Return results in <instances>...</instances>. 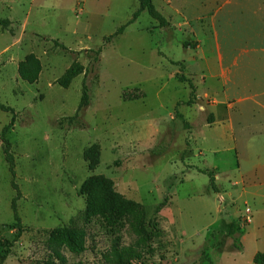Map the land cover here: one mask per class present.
Returning a JSON list of instances; mask_svg holds the SVG:
<instances>
[{
    "label": "rangeland",
    "instance_id": "1",
    "mask_svg": "<svg viewBox=\"0 0 264 264\" xmlns=\"http://www.w3.org/2000/svg\"><path fill=\"white\" fill-rule=\"evenodd\" d=\"M153 2L169 25L145 10L96 61L139 0H0L11 22L0 27V99L16 112L15 179L0 139V240L17 232L13 180L23 226L5 264H256L264 253V0ZM31 54L42 66L35 83L19 74ZM74 61L87 71L63 88L56 81ZM84 81L90 105L80 112ZM136 88L142 97L124 98ZM11 118L0 110V137ZM198 168L214 172L218 192ZM93 175L142 209L113 212L100 200L103 179L83 190ZM237 218L242 250L228 236Z\"/></svg>",
    "mask_w": 264,
    "mask_h": 264
},
{
    "label": "trees",
    "instance_id": "2",
    "mask_svg": "<svg viewBox=\"0 0 264 264\" xmlns=\"http://www.w3.org/2000/svg\"><path fill=\"white\" fill-rule=\"evenodd\" d=\"M140 7L133 13L132 18L125 24L121 25L114 33L110 34L109 36L104 38V45L97 50L94 51L95 53V59L98 60L99 55L101 54L103 47H105L107 44L111 43L116 37L122 35L125 31V29L133 24L141 15L143 11H147L149 15L156 20L161 27H165L169 25V19L157 9L156 5L154 4L153 0H139ZM10 20L8 18H2L0 17V27L2 30H9L10 27ZM56 47H59L65 51H72L69 47H67L65 44L60 42L59 40H52ZM32 61V68L31 70H27L26 64L28 62ZM175 64H179V62H174ZM42 70V66L40 63V60L35 57L33 54H31L26 61H23L19 64V74L21 78L25 81H28L29 83H35L40 75V72ZM87 68L79 61H74L66 70L65 72L57 79L56 83L59 84L63 88H69L73 81L81 74L86 73ZM182 80H186L182 78ZM190 87L192 88L191 95H195V85L193 82H189ZM124 98L127 100H135L139 99L143 96L142 91L139 88H136L133 91H126L124 92ZM188 103H192V100L190 99ZM90 105V94H89V87L87 83L83 82L82 87V96L80 99V103L78 106V111H83L85 108H87ZM0 110L4 112L12 113L11 121L4 126L2 133H1V141H2V149L5 156L6 161L9 163L10 171L15 179V157L12 152V143L9 140L7 134L8 131L14 126L16 121V112L15 109L9 105L4 104L0 99ZM84 158L89 162V169L91 171H94L97 166L100 164V150L98 146H92L85 150L84 152ZM198 170L202 173L208 174L210 177V185L214 189L215 192H218V187L216 185V177L212 170L204 169V168H198ZM95 179H103L104 185L102 187L97 188L99 191L100 200L108 203L110 209H112L113 212L116 213L118 211L119 215L123 216V213H126L127 210L125 206L127 204H131L133 206H137L142 209V204L127 200L122 194L119 192H116L113 189V181L110 178H107L103 175L95 176L93 175L89 180H87L84 183L83 190L89 185V182L91 180ZM12 185L14 189L17 191V196L13 199L12 202V208L14 210V217L16 221V228L17 232L14 235V239L12 241L8 239L0 240V247H3L4 251L0 254V264H5L7 257L11 253V248L14 246L15 241L19 239L23 232V226L21 223V217L18 213V206L17 201L22 197V193L19 189L18 184L13 180ZM98 195L95 193H89L88 192V204H87V214L89 213H96L95 210L97 209V206H95V203L97 202ZM167 200H164L161 202L158 206L156 211L159 212L163 207L166 206ZM143 213L144 209L142 210ZM144 215V214H143ZM80 230L78 226H71L69 228H64L62 231L67 232V237H70V233L68 230ZM59 232V229H56L52 231V238L55 239V236L57 237V234ZM247 227L245 224H243L240 220V218L234 219L230 227L228 229V236L233 240V247L235 249L242 250L243 244H242V237L246 234ZM132 255V254H131ZM58 259L64 263L65 259L60 254V252H57ZM254 262L256 264H264V253L258 252L254 257Z\"/></svg>",
    "mask_w": 264,
    "mask_h": 264
},
{
    "label": "crops",
    "instance_id": "3",
    "mask_svg": "<svg viewBox=\"0 0 264 264\" xmlns=\"http://www.w3.org/2000/svg\"><path fill=\"white\" fill-rule=\"evenodd\" d=\"M196 137H202L204 141H206L208 138L206 133H204V132L197 133Z\"/></svg>",
    "mask_w": 264,
    "mask_h": 264
},
{
    "label": "built area",
    "instance_id": "4",
    "mask_svg": "<svg viewBox=\"0 0 264 264\" xmlns=\"http://www.w3.org/2000/svg\"><path fill=\"white\" fill-rule=\"evenodd\" d=\"M247 210H248V212H250V209L249 208H247Z\"/></svg>",
    "mask_w": 264,
    "mask_h": 264
}]
</instances>
